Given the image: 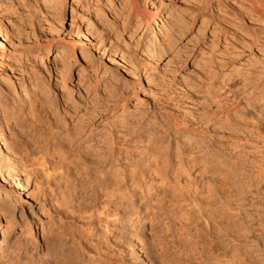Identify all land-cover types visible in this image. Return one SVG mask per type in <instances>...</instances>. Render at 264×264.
<instances>
[{"label":"rangeland","instance_id":"rangeland-1","mask_svg":"<svg viewBox=\"0 0 264 264\" xmlns=\"http://www.w3.org/2000/svg\"><path fill=\"white\" fill-rule=\"evenodd\" d=\"M39 6L40 0H0V30L20 33L0 48L1 93L15 89L22 70L40 71V81L59 101L64 96L81 106L86 100L102 105L101 115L88 120L99 136L125 117H137L138 129L155 134L170 120L200 129L204 124L197 126L194 119L206 115L211 120L206 137L214 151L200 154L193 144L173 150L167 160L155 148L145 170H133L130 190H118L119 183L110 178L93 193L89 169L74 153L60 150L47 164H38L42 93L28 98L32 106L10 97L11 110L0 109L2 149L13 151L20 164L26 186L20 204L28 215L0 210V229L8 230L0 242V264L38 261L54 240L61 256L75 247L89 264H121V256L128 264H170L180 257V247L190 253L188 229H193L196 204L219 216L224 234L234 230L249 238L248 247L259 246L264 253V136L255 131L262 103L264 116V0H74L64 19L52 22ZM96 14L110 25L108 31L78 43V32ZM161 23L172 25L171 38L160 35ZM155 35L163 48L147 63L143 52ZM51 44L52 60L43 62ZM121 50H131L141 72L121 61ZM221 116H228L227 122ZM95 203L97 210L86 209ZM227 208H239L243 216L246 208L251 220L233 218L236 211ZM141 209L147 217L139 223ZM94 211V225L86 227L84 217ZM214 241L221 249V238Z\"/></svg>","mask_w":264,"mask_h":264},{"label":"bare ground","instance_id":"bare-ground-1","mask_svg":"<svg viewBox=\"0 0 264 264\" xmlns=\"http://www.w3.org/2000/svg\"><path fill=\"white\" fill-rule=\"evenodd\" d=\"M71 1L74 0H40L43 6H39V7L40 9L41 8L43 9L42 12L47 21L52 22L54 21L55 17H57V19L61 18V20H63L66 14L65 9H67ZM125 4L127 5V3ZM99 15L100 14H96L94 17L92 16L89 17L88 20L89 22H91V24L88 23L84 24L86 25L85 27L87 29L85 30L84 27L85 31H82L81 29V31L78 32V35L76 34L79 38L78 43L83 44L85 42V38H87L89 34H91V36L94 35L93 37H95V35L99 36V34L103 35L104 32L106 34V32L108 31V27L110 25L108 26V24L106 23L107 21L105 22L103 17L102 19H100ZM95 21H100V22H98L99 23L98 25H95ZM55 25H57V23ZM157 26L160 28V35L164 37L168 36V38H171L170 37L171 34L169 32H172L173 30V28L170 27L172 25L169 26V24L167 25L166 23H161V25H157ZM56 28L57 27H55V29ZM15 32L17 34H20L17 31ZM16 33L10 34L8 31L3 32L0 30V48L4 49L7 46V44H10L12 42V36H14ZM105 34L103 37H106ZM103 37L101 36V38L100 37L98 38L102 39ZM87 40L89 39L87 38ZM111 42L114 43L113 40ZM160 42L158 40L157 35L151 38L150 44H148V47H146V49L143 52L144 53L143 57L145 55V60L147 63H150V61L151 60L153 61V59L159 58L160 56L159 51L160 49L163 48ZM116 46H119V44H117ZM53 47L55 48L53 44L48 45V48L43 53V59H42L43 62L52 58ZM121 47L124 48L123 45ZM56 49L60 50L61 47H57ZM125 49H129V48L126 47ZM129 51L121 50L119 52L121 54V61L127 64V67H131L132 69H135V72H137L136 70L139 69L135 68L137 64L135 63L136 64L135 66V64L133 63L132 56L130 57V53L132 54V52L131 50ZM145 60L143 59V61ZM138 65L140 64L138 63ZM68 67L69 66H66L65 69ZM64 71L62 73H64ZM39 73L40 71L37 73L36 70L35 71L29 69L22 70L18 84L17 83H16L17 85L15 84L16 85L15 89L9 90L8 92L7 90H5L6 91L5 93L0 92V109L6 112L7 111L9 112V109L11 110L9 103L10 97L15 98V101L21 102L25 106L26 105L32 106L33 103H31V101L28 102L27 101L28 98L32 94L36 93V91L41 92L43 95V100L41 103V110H40V116L42 121L41 128H43L42 140L39 139L41 141L40 142L37 141L38 144L36 145V149L34 152V155L36 154L37 157L39 156L36 159L38 164L42 166L47 164L49 160V156L54 155L55 153H57V151L60 152V150L65 152L64 154L68 152L74 153L75 156L78 159L80 158L81 162H83V164L87 166V168L89 169L90 172L89 175H91L90 178L94 181L93 193L97 191L99 187L101 188L100 185H103L104 181H107V179L110 178H114L119 183V187L117 188L118 190L121 189H124L125 191L130 190L129 183H130V179L134 177L133 170H139L140 168L142 169V171H144L146 168L145 163L148 162L147 156L149 153L153 152L155 148H157L158 153L162 154L163 157L167 160L171 159L173 150H176L177 152H181L184 147L191 146L193 144L195 146V150L197 153L200 152V154H208L209 152L214 151L213 144L209 143L210 141H208L206 137V134H208L209 132L208 127H210L211 120L208 116L206 115L204 116L202 114L200 115L199 119H194V122L197 126L204 124V127L203 126L199 127L201 130L197 128L196 129L189 128L187 127L186 122L183 121L182 122L186 124V127H183L185 125H181L179 123H175V124L174 122L171 123V120L169 123V120L167 118V122L169 123L170 127L164 126L162 131H158L157 133L153 134L150 133L149 130L146 129L142 130L141 128L138 129L136 126L140 124V121H137V117L136 119L135 118L133 119L132 117L134 116H132L130 119H125L126 118L125 117L124 119L122 118L121 120L118 119L115 122L113 121L114 124L112 123L111 124L114 126H112L110 133L107 132L108 133L107 135H104L103 133L102 135L104 136H99L97 134L95 135L93 134L94 131L90 129L89 124L94 121L93 119L97 115H99L101 111L99 110V108L102 105L99 103L100 104L99 106L97 102H94L92 100L91 101L86 100L85 105L81 106L82 104L79 105L80 102L77 104L76 102L71 101L70 99L64 97L63 96L64 93L62 95L63 97L61 98V101H59L57 99L58 97H56L55 95H53V93L50 92L49 87H47V85L45 86L40 81L41 77H39ZM65 74L67 75V73ZM63 75L64 74H62V77ZM223 88H225V85L221 86L220 89L224 90ZM103 91H105V88ZM107 94L104 93V96L105 95L107 96ZM113 94L114 93H112L111 95ZM69 95L71 94L69 93ZM91 99L97 100L98 98L96 99V97L95 98L91 97ZM107 100L109 101L110 99H105L104 102L106 101L107 103ZM100 101L102 100L100 99ZM13 102L11 103L12 105ZM104 104H103V108H104ZM260 106L261 107L258 110L262 113V118H259V122H258L259 125L257 126V129L255 131L258 133V135H260V137H262L264 136V129H262V127L260 126L262 125L264 126V116H263V107H262L263 103ZM13 107H15V105ZM244 110L246 111L247 109L245 108ZM228 116L226 117L221 116L222 118L221 121L223 122L224 120L225 121L228 120L227 118ZM193 118H195V116L192 115V120ZM4 119L6 121L7 118ZM91 119L93 121L91 122L89 121L90 123L88 124V120ZM0 122H1L0 127H2L1 119ZM228 125L230 126V124ZM1 129L2 130L0 132V210L2 211L3 209L2 211L3 213L4 208H10L11 211L9 210L8 211L11 213V215L12 214L19 215V218H23L26 215H28L27 214L28 210L24 208L25 206L21 207L20 204V200H22L23 195H25L24 194L26 187L24 186L25 181L23 182L21 179L22 175L20 173L21 171L20 170L21 167L19 166L20 164L17 163L16 161L17 159H15V156H13L14 153L13 154L10 153L13 151L6 152L3 150L5 149L4 147L2 149V146L5 145V144L2 145L5 139H3L4 137L3 127ZM249 133L250 132L248 131L246 136L251 137ZM69 158L72 159L74 158V156L73 157L69 156ZM73 160L76 161L75 158ZM78 161L79 160H77L76 162ZM195 206H196V210L194 211L195 218L193 220V229H191V227L188 229L191 233L188 238L190 243V251H189L190 253L189 254L186 253V251L182 247H180L179 248L181 253L180 257L171 258L169 260L170 264H228V263L232 264L233 262H234L233 264H264L261 261V259H264V253L260 252L259 246H256L255 248L248 247L247 244L249 242V238L248 237L245 238L244 235L235 232L234 230H227V232L224 234L222 232L223 222L217 221L219 216L211 215L206 209L201 207L199 204H196ZM97 207L98 204L95 203L93 206H89L86 209L87 210L92 209L91 211H93V210H97ZM31 208L32 207H29V209ZM240 210L241 209L239 208L237 209L227 208L228 213L236 211L233 218L237 217L242 219L243 217L246 220H251L249 219L250 215L246 213V208H245L244 216L240 212ZM8 211L5 212L6 214L5 213L4 214L7 215ZM10 213L7 216H11ZM94 214L95 211L92 212L89 216L84 217V220L86 221V225H87L86 227H92L94 225L93 224ZM136 214H138L139 216L138 217L139 223L143 222L144 219L147 217V213L144 212L142 209L140 211H137ZM105 228L108 229V225H106ZM7 231L8 230L6 229L4 230L3 228L0 229V242L4 237L3 235ZM115 234L116 232H113L112 235L114 236ZM55 235L56 234H54V236ZM215 238H217V240L218 238H221L223 243V245H221V249L218 248V245L214 241ZM54 241L49 245L50 247L52 246V248L51 250L50 248H48V254L46 255V257L38 261L33 260L31 261V264H89L87 263L86 258H84L85 253L83 254L82 251L76 249L75 247H74V251L72 250L70 254L61 256L59 253V249L56 248L57 247L56 242ZM221 250H223L222 251L223 253L221 252ZM90 257L91 255H89V258ZM228 257L230 258L227 259ZM118 261H120L119 263L121 264H128V261L123 256H121ZM115 264H118V262H116Z\"/></svg>","mask_w":264,"mask_h":264}]
</instances>
